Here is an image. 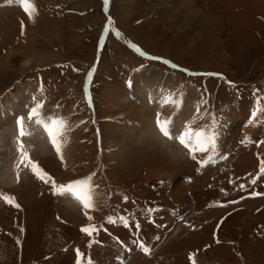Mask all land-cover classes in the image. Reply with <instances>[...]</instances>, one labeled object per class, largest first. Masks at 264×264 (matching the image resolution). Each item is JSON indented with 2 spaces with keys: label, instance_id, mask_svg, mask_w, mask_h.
I'll return each instance as SVG.
<instances>
[{
  "label": "rangeland",
  "instance_id": "374dc122",
  "mask_svg": "<svg viewBox=\"0 0 264 264\" xmlns=\"http://www.w3.org/2000/svg\"><path fill=\"white\" fill-rule=\"evenodd\" d=\"M21 2L0 0V65L17 54L0 80V193L14 198H0V264H264V114L252 119L264 109V0H31V17ZM106 21L120 34L93 69V112L82 87ZM145 72L166 85L151 90L157 103L134 93ZM37 103L67 125L61 158L26 119L22 142L48 183L21 162L14 123ZM186 126L215 147L193 160L176 138ZM85 179L91 209L54 194L52 181Z\"/></svg>",
  "mask_w": 264,
  "mask_h": 264
},
{
  "label": "snow or ice",
  "instance_id": "6c2138e0",
  "mask_svg": "<svg viewBox=\"0 0 264 264\" xmlns=\"http://www.w3.org/2000/svg\"><path fill=\"white\" fill-rule=\"evenodd\" d=\"M23 7L25 12L31 17L32 13L36 10L34 3L31 0H23ZM165 63H168L165 61ZM176 67V65H173ZM167 103H172L171 100L166 101ZM259 103V102H257ZM175 107L176 105L173 104ZM43 105L37 103L34 107L30 109V112L25 117H19L16 121L18 127V135L21 138L17 140L18 144V152L20 155L21 162L27 161L29 165H31V170L33 174L39 178L40 180L48 183L52 180L51 177L47 176L43 170L32 161L28 152L25 149V145L22 142V138L25 136H31L32 132L28 130L26 127V119L27 121H33L35 125L42 127L44 131H46L52 146L55 148L58 154H61L62 158V142L61 137L66 135V122L60 119H53L50 123L46 122L47 117L42 113ZM259 114H264V109L257 108L253 111L252 119L255 121ZM157 127L162 135L168 139H173L172 134V125L173 121L169 119L161 120L159 117L156 121ZM179 140V143L182 144L185 148L189 150L192 155V159H196V152L206 153L210 147H215L216 137L214 134L209 135L207 130H196L193 131L190 127L186 126V130L176 137ZM262 173H264V167L261 169ZM52 186L54 188V194L58 196H71L77 202L82 204L85 209H91L94 207V188L91 184V181L88 179L75 181L69 183L67 185H56L54 181H52ZM0 198H3L9 204H14V198L8 197L3 193H0ZM15 207H19L18 204L14 205ZM91 219V217H89ZM82 232L87 234L88 236H92L96 231L94 227H85L81 229ZM141 249L145 252V254H149L150 250L145 247L143 244L140 245ZM77 255L81 257L83 260V254L77 250ZM87 264H92L91 259L88 260Z\"/></svg>",
  "mask_w": 264,
  "mask_h": 264
},
{
  "label": "bare ground",
  "instance_id": "6f19581e",
  "mask_svg": "<svg viewBox=\"0 0 264 264\" xmlns=\"http://www.w3.org/2000/svg\"><path fill=\"white\" fill-rule=\"evenodd\" d=\"M16 55H17L16 52L10 53L9 59H11L12 61L10 62V60H9L5 64L0 65V80H3V79L6 80V78H8V79L11 78L8 75V73L11 72V70L14 68L13 63L17 62L15 60ZM25 65L28 66L29 65L28 62ZM159 78H160L159 74H156L154 72L143 73L142 77L140 79V83L138 82L139 84L137 83V85H135V88H134V93L136 94L137 100L144 102L145 98H146V100L148 99L149 103H152V104L157 103L159 101L158 100V94H154L151 90H153L154 87H156L157 89H159L161 91L162 94H165V87H166L165 83L160 81ZM124 101H126V99H124ZM196 121H198V118L195 117V118H192L190 123H194Z\"/></svg>",
  "mask_w": 264,
  "mask_h": 264
},
{
  "label": "crops",
  "instance_id": "0c3cea01",
  "mask_svg": "<svg viewBox=\"0 0 264 264\" xmlns=\"http://www.w3.org/2000/svg\"><path fill=\"white\" fill-rule=\"evenodd\" d=\"M115 1H117L116 4L119 3V0H115ZM117 6H118V4H117Z\"/></svg>",
  "mask_w": 264,
  "mask_h": 264
}]
</instances>
